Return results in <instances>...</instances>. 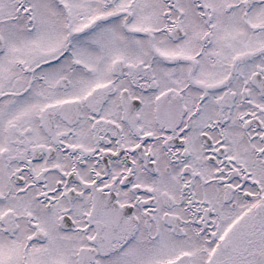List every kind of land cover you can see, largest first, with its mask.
<instances>
[{
  "label": "snow or ice",
  "instance_id": "snow-or-ice-1",
  "mask_svg": "<svg viewBox=\"0 0 264 264\" xmlns=\"http://www.w3.org/2000/svg\"><path fill=\"white\" fill-rule=\"evenodd\" d=\"M0 264H264V0H0Z\"/></svg>",
  "mask_w": 264,
  "mask_h": 264
}]
</instances>
